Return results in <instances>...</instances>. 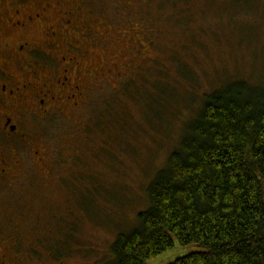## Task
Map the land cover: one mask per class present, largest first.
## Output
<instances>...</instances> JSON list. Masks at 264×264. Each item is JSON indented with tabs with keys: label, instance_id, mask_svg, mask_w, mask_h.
<instances>
[{
	"label": "rangeland",
	"instance_id": "374dc122",
	"mask_svg": "<svg viewBox=\"0 0 264 264\" xmlns=\"http://www.w3.org/2000/svg\"><path fill=\"white\" fill-rule=\"evenodd\" d=\"M61 1L82 29L72 41H89V64L106 61L105 77L97 75L83 117L32 128L33 150L46 149V164L60 162L71 177L59 182V173L34 172L12 199L3 189L0 257L110 264L117 234L147 208L146 189L183 139L203 94L236 81L264 85V0ZM159 68L171 74L169 85L160 82ZM159 89L166 93L163 111L150 98ZM22 150V157L35 154ZM195 250L175 240L149 264H170Z\"/></svg>",
	"mask_w": 264,
	"mask_h": 264
},
{
	"label": "trees",
	"instance_id": "16d2710c",
	"mask_svg": "<svg viewBox=\"0 0 264 264\" xmlns=\"http://www.w3.org/2000/svg\"><path fill=\"white\" fill-rule=\"evenodd\" d=\"M159 91L150 98L163 111ZM146 193L147 208L117 234L110 264H149L175 240L198 250L170 264H264V85L236 81L203 94Z\"/></svg>",
	"mask_w": 264,
	"mask_h": 264
},
{
	"label": "flooded vegetation",
	"instance_id": "af4514ba",
	"mask_svg": "<svg viewBox=\"0 0 264 264\" xmlns=\"http://www.w3.org/2000/svg\"><path fill=\"white\" fill-rule=\"evenodd\" d=\"M63 8L61 0H0V194L3 189L10 191H6L9 199L12 191L26 190L34 172L47 177L56 172L59 182L69 180L60 162L46 164V149L41 154L33 150L30 132L55 117H83L91 87L97 75H103L106 61L89 64L91 51L84 45L89 41H72L74 36L81 38L75 30L82 29L74 14ZM37 28L42 30L40 39L34 34ZM111 64L121 67L118 61ZM22 149L35 154L22 157ZM77 157L76 152L68 159L72 167L78 164ZM37 165L46 166V171L36 169ZM14 259L1 256L0 264H27L23 258Z\"/></svg>",
	"mask_w": 264,
	"mask_h": 264
}]
</instances>
